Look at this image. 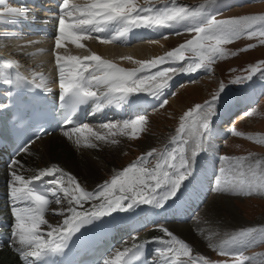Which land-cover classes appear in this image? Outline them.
<instances>
[{"label":"snow or ice","instance_id":"obj_1","mask_svg":"<svg viewBox=\"0 0 264 264\" xmlns=\"http://www.w3.org/2000/svg\"><path fill=\"white\" fill-rule=\"evenodd\" d=\"M209 3L210 0H202L198 6H187L178 4L177 0H165L163 6L156 7L152 0H144L143 4L138 3V0H86L84 3L62 0L53 51L60 89L58 102L64 125H72L80 107L90 101L97 110L102 111L109 106H131L148 96L160 99L170 86L174 74H192L198 70L211 72V65L216 60L237 55V52H229L222 46L240 38H257L259 44L264 45V14L217 19L207 12ZM0 5H3L0 7V25L15 26L30 18L26 7L8 6L5 0H0ZM140 28L157 32L162 29L182 30L195 35L163 56L133 61L139 65L135 69L120 67L96 53L81 57L58 51L66 48L68 43L78 49L85 48L82 41L90 39L102 44L126 43L132 30ZM104 33L111 35H99ZM12 35L13 38L17 36ZM253 47L256 45L248 44L239 51H248ZM121 59L133 60L131 56ZM165 64L170 66L160 67ZM19 68V62L14 59H0V84L7 86L6 96L9 99L13 90L17 89L51 91L42 73L33 71L29 77L21 73ZM12 69L15 71H9ZM244 71L247 75L237 76L231 83H245L257 73L264 75V60L249 65ZM224 93L225 85L221 83L219 91L210 100L196 104L183 114L176 135L171 137L172 147L149 150L127 167L115 172L110 180L98 185L95 191L86 190L73 175L56 165L40 169L29 178L13 170L10 173L9 196L14 223L8 240L22 264H52L50 258L63 254L82 228L115 212L135 211L142 205L164 208L168 201L174 200L184 182L192 176L198 155L207 151L205 144L211 130V120ZM140 94H145V97ZM166 104L167 100H163L160 107ZM8 106L0 102V111ZM146 123V117L140 115L122 122L102 124L100 127L108 130L107 133L94 131L89 125L82 124L72 126L64 134L69 139L76 135L78 146L83 138L84 146L96 147L90 137L107 142L108 136H115L117 131L124 134L125 130L131 129L130 138H137ZM231 134L245 136L235 128L231 129ZM246 138L264 143V137L256 139L248 134ZM111 142L116 143L115 140ZM22 150L28 151L26 146ZM153 159L154 167H147ZM218 159L221 166L214 181L215 191L236 197L264 196V162L227 155H221ZM18 164L19 161H13V168ZM44 177L51 179L45 184ZM49 194L56 203L59 204L63 198L69 205L59 213L65 218L62 224L56 226L45 219L50 204ZM86 203H90V208L84 209ZM42 225L49 229L47 238ZM159 230L164 236L118 250L114 258L105 259L103 264H153L144 260L149 243L158 245L154 249L159 257L156 264H264V260H258L256 256L244 255L247 248L264 243V227L234 231L226 234L219 243L210 244L209 247L219 255L231 258L219 261H210L203 255H192L191 247L184 240L166 228L161 227ZM181 256L187 257V260H181Z\"/></svg>","mask_w":264,"mask_h":264},{"label":"bare ground","instance_id":"obj_2","mask_svg":"<svg viewBox=\"0 0 264 264\" xmlns=\"http://www.w3.org/2000/svg\"><path fill=\"white\" fill-rule=\"evenodd\" d=\"M8 1V6L26 7L27 10H29L30 18L28 20L22 21L15 26L0 25V59H14L18 61L20 65L19 71H21V73L26 76L30 77L33 71L42 73L47 78L49 82L48 87L51 89V91L44 92L36 90V92L47 100L57 101L60 89L58 86V71L55 64L53 49L54 38L58 32V21L54 18H45V15H49L51 17L56 15V5L54 2L59 0ZM243 1L247 0H227L226 4H229V6H226L223 9L221 8L223 6L222 3L224 2L218 3L217 6L214 7V10H216L214 14L230 10V8H233L235 4L237 6ZM1 6L3 5H0V7ZM39 8H41L42 10L39 11ZM32 9L36 10V12L39 11L40 14L35 13V11H30ZM37 22H40L42 26L37 24ZM177 31L183 32L182 30L162 29L160 32L155 31V33H153L148 30L146 34L149 36H136L135 38H133V34H139L138 32H134L132 34H129L126 43L113 42L110 44H102L96 39H90L82 41V43L86 45L85 48L78 49L74 45H71V49H68V43L66 45V48L59 49L58 51L61 54L71 55L75 54L78 51L83 55L96 53L102 58L116 63L120 67H138L139 65L135 64L133 61L150 60V58L156 57L159 53H161L163 47L169 45L170 40L165 38L168 37L167 34H175ZM5 33L8 34L7 37L5 36ZM12 34H17L16 38H13ZM99 35H111V33H104ZM162 36L163 38L161 41L149 40ZM28 42L32 43L29 44ZM23 45L27 46L21 48V46ZM124 56H131L133 60L129 61L121 59ZM194 77L199 78L201 77V74L198 73ZM200 80L205 81L207 79L205 78ZM171 82L172 79L170 80L169 84H171ZM243 87L244 88L240 90V93H237L234 96V100H231L230 104L224 106L223 110L215 117V120L217 117H220L223 120V118L226 116H236V113L241 108H246L247 110L255 107L258 104L259 97L263 93V82L260 79H256L253 83L247 84ZM6 92L7 86L0 84V102L2 103H6ZM141 97H143V95ZM174 97L178 99L177 93L174 95ZM146 99H149V101H147L145 104ZM151 99L152 98L140 99L138 102L131 104V106H109L105 107L102 111L97 110L95 104L90 101L88 104H85V121L83 124L90 125L88 123L92 122L93 130L102 132L103 129L100 127L102 124L113 122L114 120L124 121L125 117H132L137 113L146 111V109H154L155 107H157L159 103L156 106L154 105V103L153 105H150L152 101ZM251 101H254V103H249ZM140 102H143L141 108L138 107V103ZM211 128L213 131L214 128L212 125ZM221 128H223V126L219 124V127H217V129ZM69 130V127H63L56 133H52L49 136L30 143L27 146V152L22 151L15 158H13V161H19V164L16 165L15 168H13V161L11 163L12 165L5 162V154L0 151V230H2L3 224L7 222L10 225L8 230L11 231V226L14 223V217L12 216L11 212L12 203L9 196V181L11 180L10 173L13 170H15L17 174L29 178L35 176L40 169L56 165L59 166V168L63 169L65 172L73 175L79 181L81 186L86 190L95 191L97 186L100 185L102 177H104L105 180H110L115 172L122 170L123 168L128 166L124 164L125 160H121L119 158L118 150L108 145L107 142L96 141L94 138L90 137L89 139L97 146L86 147L84 146L83 138H81V145L78 146L76 144V135H73L72 138L69 139L68 136L64 134ZM85 135H87V133ZM210 135L211 133L209 132L206 141V153L209 156V158L206 160L207 163L202 158L199 161L195 162V164L199 166L202 165L206 169L204 168L203 171L198 172V174H196L195 177L192 178H196L195 180L192 181V179L189 178V185L187 181V183L183 185L177 193V197L174 198V200L168 201L164 208L157 209L147 205H142L135 211L115 212L112 214V216L107 217L106 220L108 222V226L110 227L112 236L116 241V246L107 259L114 258L118 250L132 247L134 243H141L147 240H151L153 237L164 236V233L159 230L160 228H156V226H159V224L157 225V223H167L166 221L169 220H173L179 223L183 220H189V218L193 216L194 211L204 203V201L207 199L208 192L211 191V187L206 193L205 191L207 189V186L209 184L211 185V183L213 182V177L215 176L213 175V173L216 172V168L218 166L215 164L216 160L214 157V153H218V155L220 156V147L224 146L225 141H227L228 143L230 141L229 135L224 134L226 138L221 140V145L218 144L217 140V142L214 140H210V138L208 137ZM166 142L167 140L164 138L162 140L151 135L146 137V139L142 141L141 144L142 147L145 148L148 145L153 146L157 143H161V147L162 149H164ZM154 164L155 161L152 162V167H154ZM50 179L51 177H44L43 182L46 184ZM221 194L222 193L217 192L216 194L212 195V198L208 201V206H211L208 210V212L210 213V223L206 226L207 228L211 227L212 230L218 229L221 226L215 225L217 223L214 222L211 217H213V215L215 216V213H217L219 210H224L220 208L226 209L228 202L231 201L229 199H233L229 196H224ZM54 200V197L51 196V203L45 213V219L48 220V222L53 226H56L62 224V221L65 218V215H61L59 213L65 211L67 208H57L54 210L55 216H49L48 214L51 210V204ZM96 203H99V201H96ZM88 208H90V203H86L84 205V209ZM232 210L236 211L237 209L232 208ZM213 211L215 213L211 214ZM65 214L67 213L65 212ZM150 225L151 227L154 226V228H149L148 230L140 234V229L148 227ZM41 228L42 231L45 232V238H47L46 232L49 229L46 225H42ZM164 228L171 231L174 235L179 234L185 235L188 238L190 237V233L186 225L173 223L168 224V226ZM204 230H206V228ZM157 246V244L149 243L146 247V258L149 262H153V264L159 261V257L153 258L154 249ZM0 264H22V262L19 260L18 254L13 250V248L10 245L5 244L4 247L0 249Z\"/></svg>","mask_w":264,"mask_h":264},{"label":"rangeland","instance_id":"obj_3","mask_svg":"<svg viewBox=\"0 0 264 264\" xmlns=\"http://www.w3.org/2000/svg\"><path fill=\"white\" fill-rule=\"evenodd\" d=\"M78 2L84 3L86 2V0L84 1L78 0ZM168 2H170V0H168ZM201 2L202 0H177L178 4L187 5V6H198ZM245 2L246 1H243L241 2V4L237 6L235 4L233 8L231 7L232 9L230 8V10H226L225 12L222 11L220 13L214 14L213 16H215L217 19H225V18L237 17L248 14H264V0H253V1H248L246 3ZM5 3L8 4L9 1L5 0ZM138 3L143 4L144 0H138ZM152 3L155 4L156 7H161L164 5L165 0H152ZM59 9L60 7L58 8V13H56L57 17L59 14ZM193 35L195 34L194 33L189 34L184 32H181V34L179 35L167 34L168 36L167 39L170 40L169 45L163 47L161 53H159L156 57L165 55L168 51L184 43L187 39H191ZM163 36L149 40L161 41ZM248 44H254L256 45V47H253L248 51H242V52L239 51V49L246 47ZM71 45L72 44L70 43L68 44V49H71ZM222 47L226 48L229 52H237V55L235 56L230 55L227 58L216 60L211 65L212 68L211 72L198 70L196 73H192L193 75L182 74V73L174 74L170 85H173L174 83L177 84L170 86V88L168 87V89L164 91L163 96L160 97L161 101L167 100V104L164 107H157L155 109H150L147 112L139 113L136 115V117L143 115L147 119V123L143 126V130L138 133L137 138H130L131 129L125 130L124 134H120L117 131V134L115 136H108L107 138L108 145L118 150L119 158L121 160H125L124 162L125 165H129L132 162L136 161L137 158L141 157L142 154L147 153L149 150L153 148L157 150H162L161 143L159 144L157 143L156 145L153 146L148 145L145 148H143L141 143L148 136L153 135L158 139H162V140L164 138L167 140L165 146L172 147V145L170 144V140L171 137L176 135V129L180 124V118L183 116V114L189 109L193 108L196 104H204L205 101L210 100L212 96L219 91L221 83L225 85V93L222 94L220 100L217 103L215 109V115L212 117L211 120V125L213 126L214 129L212 131L211 128L210 130L211 135L208 137L210 138V140L212 141L217 140L218 144H221L222 143L221 140L226 138L225 135H229V140H230L229 143L225 141L224 146H221L222 144L219 145L221 146L220 156L227 155L230 157H250L252 162H254L255 160H261L262 162H264V143H257L255 142V140H249L246 138L248 134L253 135L254 137H256V139H259L260 137H264V87H263V93L261 92L262 94L259 97L258 104L255 107L247 110L246 108L240 109L241 116L244 117L242 118L239 116V118H241L242 121L235 120L236 119L235 117L228 118L227 120L224 119L223 121H219L218 118H216L215 120V117L223 110L224 106L230 104V101L234 100V96L237 93H240V90L244 88L243 86L253 83L256 79H260L264 85V75H261L260 73L255 74L250 81L242 83L243 85L231 83V81L235 79L237 76L247 75V73L244 70L249 65H254L256 64L257 61L264 60V45L259 44V40L257 38H252V39L240 38L239 40L233 43L223 45ZM72 55H79L81 57L85 56L79 51ZM186 55H191V54L187 53ZM153 58L155 57L150 58V60ZM168 66L170 65L165 64V65H161L160 67L163 68ZM174 66H180V65H174ZM123 68L135 69L137 68V66L136 67L123 66ZM198 73L201 74V77L195 78L194 76ZM205 78L207 80L205 81L200 80ZM176 93L178 95V99L174 97ZM140 95L145 96V94H140ZM214 120H215V125H214ZM113 122L115 123L122 121L114 120ZM88 124H90L89 125L90 127H92L93 125L92 122H89ZM219 124L223 126V128L217 129V127H219ZM232 127H234L237 131L244 133L245 136L237 137L235 135H232L230 131ZM107 131L108 130L103 129L102 133H107ZM112 140H115L116 143H112L111 142ZM205 147L207 148V142L205 144ZM205 153L206 151L198 155L196 161H199L201 158L204 161H206L209 158V156L207 155V153L206 154ZM214 155L216 160L215 164L218 166L216 168V172L213 173V175H215L213 177V182L211 183V185L209 184L210 186L209 185L207 186V189L205 191L206 193L211 187V191L208 192L207 199L204 201V203L201 204L198 207V209L194 211L193 216H191L189 220H183L182 222L179 223L173 220H169L166 221L167 223L165 222L157 223V225L159 224V226H156V228L157 227L164 228L168 226V224H173V223L186 225L189 230L190 237L188 238L185 235H179V234H176V236L179 239L184 240L191 247L192 255L194 256L203 255L206 258H208L210 261H219V260H225L231 258L219 255L215 250L209 247L210 244L219 243L225 238L226 234H230L234 231H238L247 227H264V196L253 195L250 197H246V196L236 197L228 194H221L224 196H229L233 199H229L231 201L228 202L227 204L228 208L227 207L226 209L220 208L224 210H219L217 213L213 211L211 213V214L215 213V216L213 215V217H211V219L217 223L215 225H220L221 227L215 230H212L211 227L207 228L206 225H209L210 223L209 222L210 213L208 212V210L211 207L208 206L209 203L208 201L212 198V195L217 193V191L214 190L215 188L214 181L218 169L221 166V161L218 159L219 157L218 153H214ZM154 161H155L154 159L151 160L146 166L152 168V162ZM201 166L202 165L199 166L195 164L193 174L192 176L189 177L190 179L195 177V175L198 174V172L203 171L205 167L204 166L201 167ZM188 180H186L183 185H185ZM193 180L195 179H192V181ZM105 181L108 180H105V178L102 177L100 184ZM188 185H189V181H188ZM64 207L65 208L69 207L67 200L62 198L59 204L56 203L54 200L53 203L51 204V210L48 215L55 216L54 210L57 208H64ZM231 207L236 208L237 210L233 211ZM149 228L150 229L154 228V226L151 227L150 225L148 227H144L143 229L140 230V234L145 232ZM205 228L206 230L207 229L209 230L206 231L204 230ZM244 255L249 257L256 256L258 260H264V243L255 244L247 248L244 251ZM154 257L158 258L155 252L153 253V258ZM180 259L187 260V257L181 256ZM246 264H248V262H246Z\"/></svg>","mask_w":264,"mask_h":264}]
</instances>
